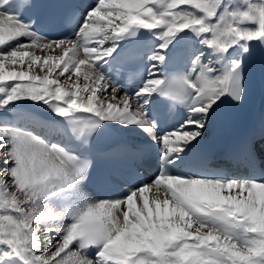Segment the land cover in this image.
Masks as SVG:
<instances>
[{"label":"snow or ice","instance_id":"snow-or-ice-1","mask_svg":"<svg viewBox=\"0 0 264 264\" xmlns=\"http://www.w3.org/2000/svg\"><path fill=\"white\" fill-rule=\"evenodd\" d=\"M39 7L0 0V264H264V174L208 170L195 151L218 110L244 99L249 64L264 65V0ZM65 25L71 35L41 34ZM143 59L129 93L119 77ZM176 105L186 115L163 131ZM112 125L155 141L159 166L93 198V148ZM235 155L264 170L254 139Z\"/></svg>","mask_w":264,"mask_h":264},{"label":"bare ground","instance_id":"bare-ground-1","mask_svg":"<svg viewBox=\"0 0 264 264\" xmlns=\"http://www.w3.org/2000/svg\"><path fill=\"white\" fill-rule=\"evenodd\" d=\"M90 4H93V3H90ZM90 4H86V5L82 6V11L84 10V8L86 6H88ZM22 42H26V41H22ZM39 74L43 75V73H39ZM26 103H28L29 105L31 104V102H26ZM226 105L227 104L225 103L221 107V109H220L221 112H220V110H218L219 112L217 113V116L214 119V121L212 122V124L219 120L220 115L223 117V115H224L223 112H224ZM255 105L256 106L254 107L253 111L254 112H260L264 115V85L260 91V94L257 96V98L255 100ZM34 115H36V117L38 119L46 120L49 117L50 112L46 109V107L40 106V108L34 113ZM185 115H186V113H185ZM245 119H246V116H245ZM210 126H209V128H210ZM108 129L113 130V131H120L121 134L125 136V138L132 140V141H138V140H141L142 137H145L138 129H132V130L122 129L119 125L109 126ZM40 131H42V130H40ZM204 137H205V133H204ZM6 179H9V183L11 184V180L8 176L6 177ZM114 189L117 191H115L112 195V193H109L108 191L103 192L101 188H92L88 185V191L93 195V198L107 199V198H109V196H111V198H118L119 196H121L124 193L129 191V187H125L122 185H116Z\"/></svg>","mask_w":264,"mask_h":264},{"label":"rangeland","instance_id":"rangeland-1","mask_svg":"<svg viewBox=\"0 0 264 264\" xmlns=\"http://www.w3.org/2000/svg\"><path fill=\"white\" fill-rule=\"evenodd\" d=\"M0 174L4 175V176H5V178L7 177L6 173H0ZM8 180H9V179H8Z\"/></svg>","mask_w":264,"mask_h":264}]
</instances>
